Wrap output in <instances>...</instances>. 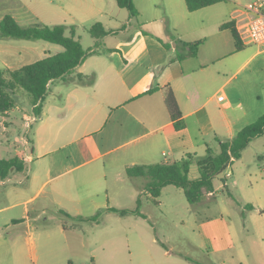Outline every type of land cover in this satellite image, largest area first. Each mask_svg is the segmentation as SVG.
Wrapping results in <instances>:
<instances>
[{
    "label": "crops",
    "instance_id": "1",
    "mask_svg": "<svg viewBox=\"0 0 264 264\" xmlns=\"http://www.w3.org/2000/svg\"><path fill=\"white\" fill-rule=\"evenodd\" d=\"M25 1L0 0V21L10 14L26 24V11H20L27 9ZM75 1H88L83 14L112 32L99 39L103 52L95 48L69 81L48 84L51 99L45 97L26 140L32 153L26 180L6 189L10 201L0 206V264H28L21 246L25 234L33 250L39 247L38 264H196L184 256L227 264L211 260L236 248L222 212L197 221L192 235L176 247L162 227L158 235L153 223L156 210L162 214L166 205L165 187L153 203L144 191L147 179L128 176L126 168L173 162L186 153L201 157L264 112V44L241 41L236 50L231 31L220 28L234 23L233 11L248 2L222 0L189 11L184 0H133L134 21L127 10L108 12L105 0ZM52 3L42 0L48 10ZM2 40L0 66L6 78L49 54L37 45ZM195 41H200L195 54L185 55L184 43ZM179 54L184 56L175 58ZM77 73L93 74L94 82L74 83ZM166 87L181 112L179 129L164 105ZM263 138L253 139L242 153ZM67 149L66 156L82 159L54 158ZM29 158L23 156L24 167ZM139 196L138 209L145 217L110 210L134 209ZM188 249L198 250L206 261ZM36 259L31 257L32 264Z\"/></svg>",
    "mask_w": 264,
    "mask_h": 264
},
{
    "label": "rangeland",
    "instance_id": "2",
    "mask_svg": "<svg viewBox=\"0 0 264 264\" xmlns=\"http://www.w3.org/2000/svg\"><path fill=\"white\" fill-rule=\"evenodd\" d=\"M49 10L43 8L42 0H26L27 9L25 10V27L39 26L42 24L74 26L76 36L79 38L84 48L97 49L99 52L104 50V42L92 37L88 31L89 27L96 23L94 18L83 14L85 5L77 3L75 0H53ZM241 1V0H240ZM251 2L252 0H243ZM264 1V0H263ZM230 3L232 0H226ZM90 3V2H89ZM105 8L111 12L126 9H119L115 0H105ZM28 12V13H27ZM50 12V14H48ZM2 43L10 42L15 45H37L41 51L55 53L61 47L41 39L26 40L2 37ZM39 56L33 59H37ZM32 59V58H30ZM28 61V60H25ZM5 68L0 66V71L4 74ZM4 76V75H3ZM53 87V86H51ZM46 96H49L48 90ZM14 107L5 115L0 113V159H9L16 154L30 156L25 162L22 172H14L9 179L0 177V206L10 201L5 190L12 186H19V181L26 180L27 169L32 159L31 146L26 140L32 137L33 127L36 125V118L32 111V97L21 88H16L12 92ZM51 97L49 96V100ZM90 140V139H89ZM259 140L249 149L241 153V157L233 162L222 173L213 178V191L205 192L200 202L191 204L183 194L182 189L173 185H168L163 189V201L165 207L163 213L158 210L153 223L158 227V235L163 231L170 234L175 246L182 242L184 236H191V230L195 228L197 221L205 217L213 216L222 212L230 222L231 231L234 237L236 248L228 251L221 256H211V260L218 263L221 260L227 264H263L264 262V138ZM73 148V147H69ZM219 149L213 150L217 153ZM71 150L60 151L54 158L61 160L79 161L82 158L76 154L68 157ZM53 156V155H52ZM90 155L83 156V159ZM227 172L230 173L227 176ZM198 172L195 164L190 167L189 177H197ZM228 186L231 197L223 191V181ZM4 235L3 230H0ZM9 234V233H7ZM26 238H28V235ZM159 236V237H160ZM22 238L23 257L28 264H32L31 257L34 255L35 264H38L40 256L39 243L36 247L30 238ZM178 249V248H175ZM187 249V248H186ZM192 257L206 261V258L198 250H189Z\"/></svg>",
    "mask_w": 264,
    "mask_h": 264
},
{
    "label": "trees",
    "instance_id": "3",
    "mask_svg": "<svg viewBox=\"0 0 264 264\" xmlns=\"http://www.w3.org/2000/svg\"><path fill=\"white\" fill-rule=\"evenodd\" d=\"M120 8L128 11L130 19L137 21L138 11L133 0H115ZM189 11H194L202 7L212 5L222 0H184ZM220 28L229 29L235 40V49L240 50L242 43L231 21L224 22ZM90 35L99 40L110 34L111 30H106L100 22L92 24L88 29ZM0 37L34 40L41 39L59 45L62 49L56 53H49L31 63L10 71L9 77L3 76L0 71V113L7 114L14 107L12 92L16 88H21L32 97V111L35 118H39L43 101L45 100L48 84L53 80H68V76L80 65L87 56L95 53L94 48H84L76 36L74 26L65 24L24 27L20 25L10 14L4 15L0 21ZM200 41L184 43L187 47L185 55L195 54ZM184 55H175L180 59ZM173 58H170L172 60ZM76 84L91 85L94 82V75L75 74L72 79ZM70 80V81H72ZM164 105L173 121L174 126L179 129L183 127L181 112L170 87L164 91ZM264 134V112L253 122L242 127L231 139L220 141L219 150L214 153L210 148L206 149L203 156H196L194 153H186L181 158L173 162H160L154 164L132 165L126 168V174L130 177L142 176L147 179L144 191L153 203L157 202L162 189L168 185H173L182 189L185 199L191 203L202 200L205 192H212L213 178L230 167L233 162L241 157L242 151L255 138ZM195 164L198 175L195 178L189 177L190 167ZM24 169L23 156L16 154L9 159H0V177L6 178L11 173L21 172ZM223 181V191L232 194L228 186ZM137 207L134 209H114L110 210L121 215L133 213L145 217L139 212L138 205L141 196L137 198ZM68 215V214H66ZM87 219V218H85ZM95 219V218H94ZM166 248L164 243L161 244ZM187 260L196 264H203L193 258L184 256ZM68 264H72L68 262ZM220 264V263H219Z\"/></svg>",
    "mask_w": 264,
    "mask_h": 264
},
{
    "label": "built area",
    "instance_id": "4",
    "mask_svg": "<svg viewBox=\"0 0 264 264\" xmlns=\"http://www.w3.org/2000/svg\"><path fill=\"white\" fill-rule=\"evenodd\" d=\"M233 17L235 29L244 44H264L263 0H252L236 8ZM226 175L229 176L230 173L227 172Z\"/></svg>",
    "mask_w": 264,
    "mask_h": 264
}]
</instances>
